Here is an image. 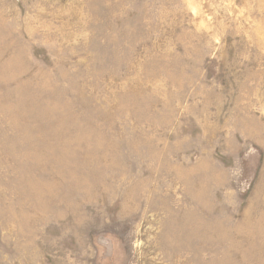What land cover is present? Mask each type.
I'll list each match as a JSON object with an SVG mask.
<instances>
[{"label":"rangeland","instance_id":"374dc122","mask_svg":"<svg viewBox=\"0 0 264 264\" xmlns=\"http://www.w3.org/2000/svg\"><path fill=\"white\" fill-rule=\"evenodd\" d=\"M0 264H264V0H0Z\"/></svg>","mask_w":264,"mask_h":264}]
</instances>
